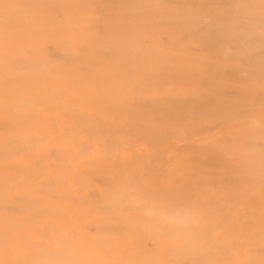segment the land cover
<instances>
[{"label": "bare ground", "instance_id": "1", "mask_svg": "<svg viewBox=\"0 0 264 264\" xmlns=\"http://www.w3.org/2000/svg\"><path fill=\"white\" fill-rule=\"evenodd\" d=\"M251 119L264 0H0V264H264Z\"/></svg>", "mask_w": 264, "mask_h": 264}, {"label": "clouds", "instance_id": "2", "mask_svg": "<svg viewBox=\"0 0 264 264\" xmlns=\"http://www.w3.org/2000/svg\"><path fill=\"white\" fill-rule=\"evenodd\" d=\"M264 128V124L258 119H251L248 122V129L253 134H258L261 129ZM145 216L150 214L149 209H145ZM203 218L202 215L193 210L191 216L186 224L180 225L183 231L178 234L176 231H172L168 234V240L173 247L182 248L188 253L196 252L200 247V241L198 239V233L202 227Z\"/></svg>", "mask_w": 264, "mask_h": 264}]
</instances>
